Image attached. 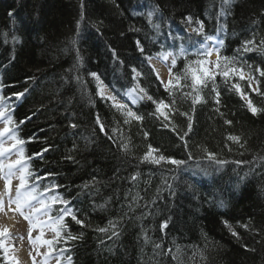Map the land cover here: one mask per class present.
<instances>
[{
	"label": "trees",
	"instance_id": "1",
	"mask_svg": "<svg viewBox=\"0 0 264 264\" xmlns=\"http://www.w3.org/2000/svg\"><path fill=\"white\" fill-rule=\"evenodd\" d=\"M189 16L192 24L203 22L205 35L223 40L221 55L235 57L246 76L251 66L258 81L249 87L238 76L216 77L223 117L210 86L202 93L205 102L193 106L190 98L165 91L146 60L162 51L178 54L181 46L189 60L197 59L202 39L187 31ZM171 22L179 27L166 28ZM252 39L257 45L264 40V0H0V86L5 97L23 93L13 113L17 137L31 171L45 177L37 181L40 190L59 185L49 194L68 200L84 221L82 227L66 217L67 230L79 239L55 245L72 264H264V111L253 115L232 88L238 83L264 109V77L255 72L264 69V52H237ZM114 53L124 63L120 74L130 66L143 73L132 86L166 104L175 99L164 110L168 120L154 115L155 105L145 98L130 107L143 120L125 124L98 95L90 73L105 81ZM185 63L178 59L173 71ZM110 90L121 98L120 87ZM181 113L192 116L186 147L180 136L188 121ZM229 134L244 146L228 141ZM149 145L158 150L153 156L186 163L142 162ZM207 152L228 163L216 164ZM110 222L119 233L111 239V230L98 231ZM0 264H8L3 249Z\"/></svg>",
	"mask_w": 264,
	"mask_h": 264
},
{
	"label": "snow or ice",
	"instance_id": "2",
	"mask_svg": "<svg viewBox=\"0 0 264 264\" xmlns=\"http://www.w3.org/2000/svg\"><path fill=\"white\" fill-rule=\"evenodd\" d=\"M225 3H229V0H225ZM12 15V13H9ZM187 23H192V17L189 16L186 18ZM159 27L158 25L156 26ZM223 28V26H221ZM197 36H203V41L200 43V48L197 49L195 55L197 59L189 60L188 56L185 54L184 48L181 46L178 54L173 53L171 51L168 52H159L155 57L147 56L146 60L149 64V67L152 70L153 75L159 81L161 85H163L165 91H167L170 95L175 97L176 94H179L182 97L190 98L192 105H196L202 102H205L204 96L202 95L204 89H208L210 86V91L213 94L214 103L217 105L216 112L220 114L221 117L224 116V113L220 112L219 105L221 104L220 100V92L217 90V85L215 83L217 76H222L227 82V80L231 76H238L240 80H248L249 87L252 86L253 82L256 81L255 75L252 74L251 66H249V74L245 75V70L243 66H238L239 61L235 57H228L221 55V48L223 46V40H218L216 37L207 36L204 34V25L202 21H197V27L191 29ZM208 42H214L209 44ZM75 40H73V44ZM137 47L141 53H144L143 46L140 45V42L137 41ZM252 51H261L264 52V40L259 42V45L256 44L254 39L244 41L242 47L237 49V52L248 53ZM215 55L216 60L212 62L210 58ZM161 60L168 67V80H165L160 76L159 72L155 69V66L152 65L151 61L153 59ZM171 58L170 64L168 63ZM183 58L186 63L183 69L180 72H174L173 69L176 68L177 60ZM211 66V67H210ZM134 73V79L136 77H140L143 73L137 71L136 68L132 69ZM255 72L259 73L260 77H264V69L256 68ZM90 75L98 82L97 89L98 95L103 98L110 100L112 102V106L120 111L124 116V123L127 124L130 122V119H135L136 121H142L143 117L137 115L133 112L128 104L120 103L117 100L115 95H105V86L103 85V81L100 80V77L96 73H90ZM183 81V83H182ZM258 83V81H256ZM232 88L241 96L242 99L247 101V107L249 111L256 115L264 109L257 108L252 100L240 89V85L238 83L233 84ZM188 89V91H185ZM252 91H257L256 88H252ZM135 94V95H133ZM264 95V93H260ZM18 95H23L20 93ZM129 95L131 98V103L135 104L139 100H144L145 98L155 105L156 112L155 114H159L163 116L165 120L169 119V114L165 112V109L171 108L172 104L175 103V99L172 100V104H166L164 100H154L151 95L147 93L144 88H133L130 90ZM2 99V98H0ZM194 111V107H193ZM185 117H187V131L184 135L180 136V139L184 141L185 147L187 146V141L184 140V136L188 135L189 132L192 131V116L188 113H181ZM5 115L4 111H0V117ZM8 123L11 124L12 120L9 118ZM96 123L99 125V128L102 132H104V125L100 122L99 116L96 118ZM224 123L227 125H231L233 121L229 119H225ZM71 127L75 128L76 125L72 124ZM167 126V125H165ZM175 131V128L172 129ZM115 131V129H113ZM10 129L5 127L3 130H0V137H3L5 134L9 133ZM107 135V133L105 132ZM147 135V133H145ZM15 141L10 147H4L0 145V179L4 181V186L0 189V214H3L5 218H8V214L19 215L25 221H27L29 225V229L27 232V239L31 245V251H29V257L32 261V264H36V256L44 257V264H48L49 258L53 256V253L57 251L55 245L61 243L63 241L65 244L68 241L79 239L78 236H74L70 231L67 230V225L65 224V218L71 217L73 221L77 225L84 226V221L78 219L75 213L71 208L68 207L70 203L68 200L63 199L59 195H53L50 197H46V193L52 191L54 188H59V185H51L49 187L44 188L43 192L38 193V184L36 183L38 180L45 179V177H36L34 173L29 171L28 165L25 163L26 158L24 156L23 148L18 149V159L11 160L10 157H7V162L5 160L6 154L13 152L14 149H17L18 145L24 144L23 140L17 139L15 136L12 137ZM111 139V137H109ZM226 139L231 141L240 147H243L244 144L241 142V137L238 135L229 134ZM125 151L128 150V145H122ZM48 149H44L47 151ZM231 150V149H229ZM157 149H154L149 145V151L143 156L142 162L147 161L152 164H160L162 161L176 165L177 167L184 165L186 161L184 160H176L173 158L165 157L163 155L153 156L152 153L157 152ZM207 151V150H205ZM42 155V154H38ZM191 157V153L188 154ZM207 158L216 164L224 165L227 164L228 161L217 159L216 154L213 152H207ZM235 163L240 164L241 161H236ZM16 179L19 181L18 184L13 187V180ZM133 180L136 179V176L132 177ZM63 205L60 207L58 211V215L53 217L51 215L52 209L54 205ZM42 217H47V219H42ZM226 227H228L229 231L234 237L239 238V234L233 229L232 225H230L227 221H224ZM117 225L114 222H110L109 228H99L98 231L101 233H108L111 230V235L109 239L112 237H118L119 233L115 230ZM162 228L167 227V221H165L162 225ZM242 227L247 228L248 225H242ZM50 229L54 233V237L52 239H45V229ZM39 229V235L33 237L32 232ZM66 233V234H65ZM19 239L23 240L24 237H12L10 235V229L7 226L0 225V249H3L5 253L9 251V247H16L15 245L6 246V240H14ZM147 240V236H145ZM47 246L46 252H40L39 247ZM156 248H160V245L157 244ZM35 252V255H32V252ZM60 255L56 257L57 264H60V261L64 259L63 253L66 249L58 250ZM171 253V249L168 250ZM179 251V249H177ZM175 259V257H173ZM12 264H21L20 260L13 255L11 257ZM67 264H72V257L67 256Z\"/></svg>",
	"mask_w": 264,
	"mask_h": 264
},
{
	"label": "bare ground",
	"instance_id": "3",
	"mask_svg": "<svg viewBox=\"0 0 264 264\" xmlns=\"http://www.w3.org/2000/svg\"><path fill=\"white\" fill-rule=\"evenodd\" d=\"M168 25H166V28H171L172 29H177L179 27V24H172L171 23H166ZM192 24V23H191ZM192 27L188 28V32H192L191 29L197 27V25L192 24ZM195 34V33H194ZM196 35V34H195ZM205 35V33L203 34ZM161 36V34H158L157 37ZM165 36V35H164ZM202 41H203V36H199ZM159 41L162 40V42L166 43V36L165 37H160L158 39ZM112 50V49H110ZM115 57H117V55L114 53V55L112 56L111 60L109 61V64L107 63V75L106 77L102 76L104 78L105 81H103L104 86L109 90V92L111 93L112 91L110 90V86L111 84H114L118 87H120L121 91H122V96L121 98H117L118 102L120 103H126L128 104L129 108H136L139 103L141 102V100H139L137 103L132 104L131 103V96L129 95V92L131 89L133 88H137L139 89V85L136 84V86H132V83L134 82V73L132 72V69L135 68L133 66H130L129 68H126V71H123V73L120 74L121 72V64L124 63H120L119 61H117V59H115ZM152 65L155 66V69L159 72L160 76L165 80V82H167L168 80V70L166 69V67L160 63L158 60L153 59L151 61ZM139 78V77H136ZM111 95V94H110ZM114 95V94H113ZM135 95V94H133ZM21 95L15 94L14 95V99L12 100V102L9 104V109L15 113V111L20 108V106L22 105L21 102ZM11 145H6V147H10ZM206 181H210V176H206L205 177ZM198 183V182H196ZM3 223H5L4 226H7L10 229V234L11 235H15V234H19L21 232V230L23 229V224L21 221H17L16 216H12V214H10L8 216L7 219H3ZM8 241H5V245L6 246H11L12 243H7ZM28 244L24 241H21V244H19V246L11 253V255H15L21 262V264H31V260L29 257V251H28ZM11 248V247H9Z\"/></svg>",
	"mask_w": 264,
	"mask_h": 264
},
{
	"label": "rangeland",
	"instance_id": "4",
	"mask_svg": "<svg viewBox=\"0 0 264 264\" xmlns=\"http://www.w3.org/2000/svg\"><path fill=\"white\" fill-rule=\"evenodd\" d=\"M209 44H212V43H214V42H208ZM212 59H210L211 61L212 60H214L215 59V55H213L212 57H211ZM169 61H171V58H170V60ZM211 67V66H210ZM111 93L109 92V90L105 87V95L107 96V95H110ZM5 101L4 100H2V101H0V111H4L5 112V115L4 116H6L7 117V110L5 109ZM2 117V122L6 119V117ZM10 130H11V128H10ZM7 140V139H6ZM13 144V142H11L9 145H12ZM18 147H17V149H14L13 150V152H11V153H9V157H11L12 158V160H16V159H18L19 157H18ZM15 181H16V184H18L19 183V181L18 180H16V179H14ZM13 180V181H14ZM15 184V185H16ZM3 186H4V181L2 180V179H0V189H2L3 188ZM13 187H15V186H13ZM38 195H39V193H37ZM54 209H55V206H53V209H52V211H54ZM10 215V213L8 214V216ZM51 215L53 216V217H55L53 214H52V212H51ZM16 216V218H17V221H21L22 222V224H23V229L21 230V232L19 233V234H15V235H11L12 237H20V236H23L24 237V239L22 240V241H24V242H26L29 246H28V251H31V245H30V242H29V240L27 239V232H28V229H29V225H28V223H27V221H25L22 217H20L18 214L17 215H15ZM3 219H4V215L3 214H0V225H5V223H3ZM5 219H7V218H5ZM42 219H47V217H42ZM37 235H39V229H37V230H35V231H33L32 232V236L33 237H35V236H37ZM54 237V233L50 230V229H45V236H44V238L45 239H52ZM8 242L7 243H12V245H15L16 247H11V248H9V251L7 252V253H5L6 254V258L8 259V261H9V263H11L12 264V259H11V257H12V255H11V253L19 246V244H21V240H19V239H14V240H7ZM39 251L40 252H46L47 251V246H41V247H39ZM32 255H35V252L33 251L32 252ZM59 256V254L57 253V252H54L53 253V256L51 257V258H49V260H48V264H57V259H56V257H58ZM31 260V259H30ZM31 264H32V261H31ZM36 264H44V257L43 256H36ZM60 264H66V262H65V260L63 259V260H61L60 261Z\"/></svg>",
	"mask_w": 264,
	"mask_h": 264
}]
</instances>
